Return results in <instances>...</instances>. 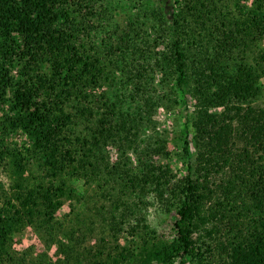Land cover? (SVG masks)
<instances>
[{"label": "trees", "instance_id": "trees-1", "mask_svg": "<svg viewBox=\"0 0 264 264\" xmlns=\"http://www.w3.org/2000/svg\"><path fill=\"white\" fill-rule=\"evenodd\" d=\"M129 16L0 0V168L15 177L0 264H49L52 247L55 264H264V0H137ZM188 97L180 175L153 115ZM16 131L28 146L7 144ZM156 204L177 216L170 237L149 223ZM28 226L37 258L14 247Z\"/></svg>", "mask_w": 264, "mask_h": 264}, {"label": "rangeland", "instance_id": "rangeland-1", "mask_svg": "<svg viewBox=\"0 0 264 264\" xmlns=\"http://www.w3.org/2000/svg\"><path fill=\"white\" fill-rule=\"evenodd\" d=\"M136 1L137 0H109V6L111 7L112 12H115L118 21L122 23L123 19L132 13V4ZM246 5L248 6L249 3ZM167 7L169 12H173L176 8L173 1H170ZM129 17L131 18V16ZM259 47L264 48V41H262ZM12 71L16 74V69H12ZM262 84L264 83L262 82ZM193 105L194 100L188 97L186 110L184 104L181 107L167 106L157 109L153 115V120L157 124L159 130L158 137L164 139L168 143V155L161 154L160 156L163 157L160 158H165L163 162L169 164L171 169L176 173L178 172L180 175L185 173V163L182 158L184 157L182 153L184 147L183 142L185 138H187L188 142H190L192 138L191 121L193 118ZM7 144L20 148L22 146H28V140L20 131H16L8 136ZM118 153L117 150H111L109 152L107 160L110 165L115 161H125L126 157L131 163H133L132 166L136 165L134 164L135 156L132 153L129 152L126 156H120ZM14 181L15 177L11 175V172L8 169L0 168V187L4 188V191L8 192L9 189L14 186ZM75 186L78 189V192L81 194L84 192L81 182L75 183ZM3 202L4 200L0 193V206ZM68 212L69 205L65 203L56 216L57 218H61ZM148 214L149 223L151 227L156 230L158 235L165 237H170L172 235V223L177 217L175 212L168 215L158 204H156L148 210ZM13 238L14 247L19 253H31L33 258H37V255L44 252L45 247L41 238L30 226L25 227L20 233H16ZM54 253L55 250L53 247L46 253L49 264H55L56 258Z\"/></svg>", "mask_w": 264, "mask_h": 264}]
</instances>
